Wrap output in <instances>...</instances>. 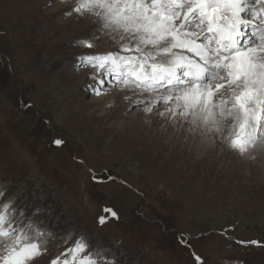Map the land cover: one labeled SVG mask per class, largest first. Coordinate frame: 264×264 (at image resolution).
I'll return each mask as SVG.
<instances>
[{
	"label": "rangeland",
	"instance_id": "374dc122",
	"mask_svg": "<svg viewBox=\"0 0 264 264\" xmlns=\"http://www.w3.org/2000/svg\"><path fill=\"white\" fill-rule=\"evenodd\" d=\"M71 3L0 0V203L40 210L33 223L52 238L34 264H49L81 233L117 264H196L195 255L264 264V246L236 243H264V148L241 156L173 125L159 115L164 106L133 110L123 99L133 93L112 82L96 95V74L79 58L116 46L105 36L79 47L92 36L74 26L95 17L65 15ZM105 206L119 219L100 225ZM66 233L75 235L65 242Z\"/></svg>",
	"mask_w": 264,
	"mask_h": 264
},
{
	"label": "snow or ice",
	"instance_id": "6c2138e0",
	"mask_svg": "<svg viewBox=\"0 0 264 264\" xmlns=\"http://www.w3.org/2000/svg\"><path fill=\"white\" fill-rule=\"evenodd\" d=\"M64 14L95 17L84 23L95 24L97 34L88 33L92 39H81L79 47L92 49L105 36L115 43V51L79 58L96 74V95L112 82L133 93L123 97L133 101V110L151 114L164 106L159 115L173 125L187 123L188 131L210 143L219 138L241 156L264 148V0H72ZM92 179L103 182L94 172ZM5 196L0 190V201ZM39 211L29 215L11 199L0 203V264H34L48 251L52 233L33 223ZM102 211L100 225L119 219L112 207ZM73 235L66 233L64 241ZM236 243L264 246L258 240ZM194 259L204 264L201 256ZM49 264L117 261L111 249L81 233Z\"/></svg>",
	"mask_w": 264,
	"mask_h": 264
},
{
	"label": "bare ground",
	"instance_id": "6f19581e",
	"mask_svg": "<svg viewBox=\"0 0 264 264\" xmlns=\"http://www.w3.org/2000/svg\"><path fill=\"white\" fill-rule=\"evenodd\" d=\"M81 16V15H80ZM85 17V16H84ZM77 18V17H76ZM88 18V17H87ZM81 20V19H80ZM94 29H96V25L95 24H85L84 22H78V25H75L73 30L74 32H76L77 34H83V33H90V32H94ZM95 35V33H94ZM74 37V36H73ZM71 39V38H70ZM114 43V42H113ZM72 44V43H71ZM77 88H74L71 91V94H76ZM124 92V91H123ZM124 95H127V92L123 93ZM132 94V93H131ZM70 96V95H69ZM181 128V127H180ZM200 137V136H199ZM180 138V137H179ZM204 138V137H203ZM179 140V139H178ZM158 142V141H157ZM204 145H206L207 147L210 148V146L207 145V143H203ZM205 147V146H204ZM203 147V148H204ZM211 149V148H210ZM209 150V149H208Z\"/></svg>",
	"mask_w": 264,
	"mask_h": 264
}]
</instances>
